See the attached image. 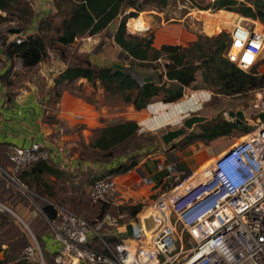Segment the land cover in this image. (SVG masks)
Returning <instances> with one entry per match:
<instances>
[{"label": "trees", "instance_id": "16d2710c", "mask_svg": "<svg viewBox=\"0 0 264 264\" xmlns=\"http://www.w3.org/2000/svg\"><path fill=\"white\" fill-rule=\"evenodd\" d=\"M52 1L56 12L38 19L36 33L25 34L23 32L28 29L34 18L31 0H0V24L14 20L17 22V27L23 29L20 34L22 38L20 43L12 40L4 45L6 55L10 58H19L22 67L36 66L48 55L51 47L67 48L72 46L76 39L93 36L104 31L115 18L121 16L113 38L120 49L130 57V66H148L161 69L160 63H162L166 80L163 81V74L160 73L158 83L148 85L139 75L124 70L118 65L96 67L91 64L86 56L78 57L77 62L69 63L54 78L49 103L51 110L55 108L62 91L67 89L65 85L79 80L86 82L92 90L98 87L109 95L119 97L123 102L124 109L127 106H132L135 110L145 108L155 96H161L166 103L178 101L183 97L185 89L195 81L198 73L201 75L203 84L215 95H238L241 86L246 94H251L264 86V65L256 70L257 63L249 71H244L226 57L230 41L226 32L213 37L196 35V38L185 46L162 44L157 48L153 46V34L138 36L126 31L127 19H129L128 28L137 29L135 25H131L130 18H137L140 12L149 9L163 11L173 4L185 5L187 0ZM192 7L194 6L192 5ZM198 8L202 10L210 8L214 11L223 8L229 13L234 12L242 17L258 21L264 26V0H214L207 8ZM127 9L130 11L126 12ZM62 59L66 60V58ZM5 80L7 84L12 83L8 77ZM76 95L84 98L87 102H94L93 98L88 100L77 93ZM51 110L44 119L49 123L57 122ZM197 128L198 130H196ZM138 129L139 126L135 121L118 119L107 122L91 131L89 147L99 152L100 161L109 162L120 154H124L127 158L110 169L93 174L90 176V181L84 183L85 185L83 184L88 199L87 203L93 206L89 211L95 215L92 221H88L83 216L88 222L96 223L105 214L118 216L126 213L128 217H132L141 210L142 205L140 203L123 205L104 202L93 203L89 198V190L96 179L107 175L116 177L119 174H125L134 168L143 157L158 149L156 136L139 133ZM234 129L247 132V128L235 119L225 118L220 121L206 119L203 123L195 125L192 130L167 150H180L198 141L207 144L218 137L231 134ZM118 146L122 149L120 153H117ZM0 165L7 170L10 168L7 159L5 164L0 163ZM12 176L18 183L8 178L0 177V179L7 186L17 190L28 203L31 202L30 199L38 203V218L43 220L47 227L49 224L47 219L54 220L56 218L53 203L61 204L70 209L61 202L69 201L74 209L84 213V207H81L82 197L80 196L83 190L79 187V183L69 194L62 195L57 192L56 184L63 179L68 181L70 178L51 158L30 164L12 173ZM83 181L86 182L87 180L83 179ZM3 213L10 215L7 211H3ZM108 233L106 227L100 230L102 237L109 243L120 240L115 236L110 237ZM90 245L97 250H102V244L98 237L93 236L90 239ZM5 252L6 249H3L0 244V264H5L3 257L9 256V253ZM46 255L51 257L53 264L56 252L46 253ZM7 264L39 263L34 260L19 259L13 255L10 256Z\"/></svg>", "mask_w": 264, "mask_h": 264}, {"label": "built area", "instance_id": "2783aa9c", "mask_svg": "<svg viewBox=\"0 0 264 264\" xmlns=\"http://www.w3.org/2000/svg\"><path fill=\"white\" fill-rule=\"evenodd\" d=\"M226 33V57L249 71L264 51V31L253 22H241ZM20 34H15L16 43L21 42ZM161 71L166 77L164 68ZM138 132L143 133V127ZM5 155L10 168L0 166V177L16 183L12 173L50 158L39 142L27 147L9 144ZM117 194L112 175L96 179L89 190L93 203L115 204ZM53 206L56 218L47 219L58 245L53 264H264V123L251 127L243 140L220 152L199 174L173 177V185L144 210L156 221L149 231L140 216L144 211L126 221V213L105 214L92 224L61 204ZM1 211L11 214L2 202ZM124 226L130 233L118 242L109 243L100 234L103 227L117 231ZM29 234L31 243L23 248L22 258L45 264L35 236ZM93 236L102 250L90 245Z\"/></svg>", "mask_w": 264, "mask_h": 264}, {"label": "crops", "instance_id": "0c3cea01", "mask_svg": "<svg viewBox=\"0 0 264 264\" xmlns=\"http://www.w3.org/2000/svg\"><path fill=\"white\" fill-rule=\"evenodd\" d=\"M31 3L34 18L28 29L23 32L25 34L36 33L38 19L56 12L52 0H31ZM232 13L237 16L236 19L239 17L248 19ZM120 19L121 17L115 18L100 33L76 39V52L86 56L96 67L118 65L124 70L139 75L148 85L158 83L159 74H163L160 68L131 67L130 57L114 42V33ZM146 19L148 20L143 18L148 27H155L152 31L153 46L157 48L162 44L185 46L196 38L195 34L194 37L188 35L182 22L155 25L152 15ZM236 22L234 20L233 23ZM69 63L68 60L53 55L48 62H40L37 66L39 72L45 76L44 83L38 80L39 75H34L24 78L17 86H13L12 83L7 84L5 78L11 80L17 69L29 68L22 67L19 58H10L6 55L4 47L0 48V163H6L7 145L27 147L32 142H39L48 148L51 160L63 169L68 177L76 174L75 180L77 178L81 180L86 176L84 173L86 171L96 173L107 170L126 160L127 157L122 155L109 162H99L84 155L83 151L86 150L99 156L97 150L89 147L88 135L93 129L103 126L112 118L133 120L138 126L143 127L144 133L154 136L169 127L180 125L185 118L193 114L203 115L207 119L212 117L210 113L204 112L210 109L209 102L215 94L203 84L200 73L185 89L183 97L176 102L166 103L161 96H155L141 110L127 106L125 109L115 111L103 103L99 105V94L93 98L94 102H87L75 92L64 89L55 108L51 110L49 103L54 78ZM160 67L163 70L162 63ZM165 80L166 77L163 76V81ZM89 89L92 90L91 87ZM223 97L219 105L221 114L241 117L247 123L244 113L238 111L239 109L232 104L228 96ZM50 110L54 113L57 122L45 121L44 117ZM244 138L245 136H241L236 142ZM168 148L161 143L155 152L143 157L130 171L115 177L118 194L114 205L140 203L141 209L146 208L160 192L173 185V177L185 178L194 172L199 174L220 153L212 145L200 141L180 150L168 151ZM168 175L172 178L168 179ZM37 232L45 252L55 253L58 245L53 244L50 238L44 237L42 232L38 230ZM129 233L130 228L124 226L117 231H111L108 235L121 239ZM21 258L22 256L19 259Z\"/></svg>", "mask_w": 264, "mask_h": 264}, {"label": "rangeland", "instance_id": "374dc122", "mask_svg": "<svg viewBox=\"0 0 264 264\" xmlns=\"http://www.w3.org/2000/svg\"><path fill=\"white\" fill-rule=\"evenodd\" d=\"M213 1L214 0H187L185 5L173 4L167 7L163 11H157L154 9L142 11L139 13L137 18H130L131 25H135L137 29L134 30L133 28H129L128 30L126 26V31L130 34L138 35V36L151 35L155 27L153 28H150L147 26L145 27V25H143V23H141L139 19V17L140 18L143 17L147 21L148 19L146 18L149 15H152L155 25L157 24L159 25V24L166 23V22L168 23H177V21L182 22L186 32L188 33L190 37H194V34L207 36V37H213V36H216L222 33V31L231 30L232 27L234 29V26H231V25L229 26L228 24H226V20L223 18L221 11H227V10L221 8L217 10L220 12L214 13L215 11L210 8L204 9V10L198 8V7L207 8ZM192 5L194 7H192ZM128 11H130V9L126 10V12ZM203 11H207V12H203ZM118 17H121V16H118ZM205 19L212 20V25L208 27L207 29H204V26H203ZM128 21L129 19H127L126 23ZM246 21L247 20H244L242 21V23L245 24L247 23ZM256 22L257 23L255 25L257 26V28L264 31V26L258 21ZM10 28H17V22L12 20L11 22H5V23L0 24V48L4 47L5 44L15 39V34L9 33ZM75 44L76 42L72 46H69L67 48H62L59 46L49 48L48 55L41 62L43 63L48 62V60L53 55L59 56L60 59L66 58V60H68L70 63L77 62L76 59L78 57H85V56H82L76 52ZM38 64L35 67H31L29 69H17L14 72L13 77H11L12 85L17 86L20 83V81H22L24 78L33 77L34 75H39L38 80L44 83L46 79H45V76L42 75L37 69ZM263 65H264V51L262 52L261 57L259 58L258 64L256 65V70L261 68ZM65 86L68 90H73L75 93L81 96H84L88 100H91L97 94H99L100 96L99 105L103 103L104 105L110 106L111 109L115 111H120L124 109L123 102L121 101L119 97L109 95L106 92H103V90L99 89L98 87H96L95 90H90L89 89L90 86H88L87 83L84 81L73 82L69 85L66 84ZM224 96H227V95H224ZM223 98H224L223 95H216V96L213 95L212 100L209 102L210 109H207L206 112L204 113L206 114L210 113V115L212 116L210 117V120L212 121H215V120L220 121L225 118L237 120L234 117H228L226 115L221 114V107L219 105L221 103L220 101ZM228 98L230 99V101L235 107H237L244 113V117L247 121V123H245L246 125L241 123L239 120L237 121L243 127L247 128V131H249L251 127L264 123V86H262L259 89H256L251 94H246L244 91V88L241 86L240 94L235 95V96L228 95ZM115 120L117 119L112 118L108 122L115 121ZM177 126H172V128L177 127ZM196 130H198V128ZM246 134L247 132L244 130L234 129L231 132V134L218 137L212 140L211 142L207 143L206 145H212L217 151L222 152L226 150L227 148H229L233 143H235L241 136H245ZM159 135L160 133L156 134L155 136H156L158 145H161V142L159 140L160 139ZM89 136L90 134L88 135V139H89ZM121 151H122L121 147L118 146L117 153H120ZM83 152L87 158L91 160H97L99 162H103V161H100V158L97 154L89 153L86 150ZM122 155L124 156V154H120L119 156H122ZM0 166L3 167L2 165ZM84 173L86 175L84 176V180H87L86 182L83 181V178L81 179L82 182L78 178L75 180L77 175L71 174V176L69 177L70 179L68 181L67 180L64 181V179L59 181L56 184V189H57V192L61 193L62 195H64L65 193L69 194L72 190H74L77 187L76 185L78 184H75V183L79 181L78 182L79 187L83 190L81 191L80 196L82 197L81 207H84V213L79 212L76 209H74L71 205V202L69 201L67 202L61 201V202L64 205L68 206L70 210H72L73 212H76L84 216L88 221H92L93 218H95L94 217L95 215H93V213L89 210L93 208V206L88 205L89 203H87L88 199H87L86 190L84 189L83 184L88 183L91 179L90 176H92L95 173H92L89 171H86ZM30 200L31 202L28 203V201H26V199H24V197L17 190H15L14 188L10 186H7V184L2 179H0V202L8 206L11 211V214L9 213L10 215L3 213L2 211L0 212V244L2 245L3 249H6L5 253L7 252L9 253L8 257L7 256L3 257V259H5L4 261L5 264L8 263L10 256L16 255V257L18 258L22 256L23 248L26 245L31 243V236L29 234V231L35 236L41 248L42 256H43L45 264H52L51 257L47 256L45 253L42 240L37 230L42 232L44 234V237L50 238L53 244H56L53 239V230L51 229L49 224H48V227H49L48 229L47 224L43 220L38 218V215H37L38 203L33 199H30ZM146 208H142L141 211L138 212V214L144 211ZM149 215H151V213L148 210L140 214L143 225H144V219L147 218ZM132 217L134 218L135 215ZM132 217L127 216L126 219L127 220L129 218L132 219ZM20 220H22L25 225L22 224ZM25 226L28 227L29 231ZM106 230L109 233L111 232L109 227H106ZM184 243H185V247L190 246V244H188V241L186 240V236H184ZM176 245L179 246V243H177Z\"/></svg>", "mask_w": 264, "mask_h": 264}, {"label": "water", "instance_id": "95a60500", "mask_svg": "<svg viewBox=\"0 0 264 264\" xmlns=\"http://www.w3.org/2000/svg\"><path fill=\"white\" fill-rule=\"evenodd\" d=\"M22 32L23 29L18 27L9 29V33L11 34H20ZM206 119L207 117L199 114L188 116L179 126L162 131L159 135L161 143L166 147L172 146L176 141L186 135L188 131L192 130L195 125L203 123L204 121H206ZM155 225L156 221L154 220L152 215H149L144 219V226L146 228V231L151 230Z\"/></svg>", "mask_w": 264, "mask_h": 264}, {"label": "bare ground", "instance_id": "6f19581e", "mask_svg": "<svg viewBox=\"0 0 264 264\" xmlns=\"http://www.w3.org/2000/svg\"><path fill=\"white\" fill-rule=\"evenodd\" d=\"M192 12V11H191ZM192 14V13H191ZM222 15H223V18L226 20V24H228L229 26L231 25V26H239V24H241V22L242 21H244V20H247L246 22L247 23H254V24H256L257 22L256 21H254V20H250V19H243V18H241V17H239V18H237L236 19V17L237 16H235L233 13H229V12H227V11H224L223 13H222ZM142 17V16H141ZM139 19H140V21H141V23H143V25H145V27L147 26L146 25V23L144 22V20H143V17L142 18H140L139 17ZM192 19V18H191ZM234 20L235 21H237L235 24L233 23L234 22ZM205 22H204V29H207L208 27H210L211 25H212V20L211 19H205L204 20ZM126 26H127V28H128V22L126 23ZM260 26V25H259ZM148 27V26H147ZM262 29V28H261ZM128 30H129V28H128ZM257 96H258V94H257ZM238 111H240V109L238 110ZM228 117H233V116H228ZM234 118H236L237 120H239L241 123H243V124H245V122H244V120L241 118V117H234ZM246 125V124H245Z\"/></svg>", "mask_w": 264, "mask_h": 264}]
</instances>
